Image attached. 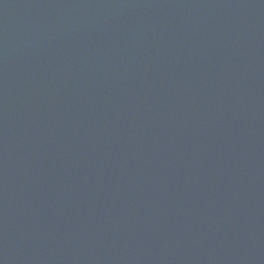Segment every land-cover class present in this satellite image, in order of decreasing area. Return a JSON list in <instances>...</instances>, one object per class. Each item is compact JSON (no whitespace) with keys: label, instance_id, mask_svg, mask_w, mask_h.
Masks as SVG:
<instances>
[{"label":"water","instance_id":"obj_1","mask_svg":"<svg viewBox=\"0 0 264 264\" xmlns=\"http://www.w3.org/2000/svg\"><path fill=\"white\" fill-rule=\"evenodd\" d=\"M0 264H264V0H0Z\"/></svg>","mask_w":264,"mask_h":264}]
</instances>
